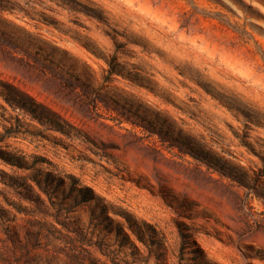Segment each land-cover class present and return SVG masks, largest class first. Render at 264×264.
Masks as SVG:
<instances>
[{
	"label": "rangeland",
	"instance_id": "rangeland-1",
	"mask_svg": "<svg viewBox=\"0 0 264 264\" xmlns=\"http://www.w3.org/2000/svg\"><path fill=\"white\" fill-rule=\"evenodd\" d=\"M0 264H264V0H0Z\"/></svg>",
	"mask_w": 264,
	"mask_h": 264
},
{
	"label": "trees",
	"instance_id": "trees-1",
	"mask_svg": "<svg viewBox=\"0 0 264 264\" xmlns=\"http://www.w3.org/2000/svg\"><path fill=\"white\" fill-rule=\"evenodd\" d=\"M224 174L231 176L233 178H235L234 175H232V173H230L229 171H225ZM29 188L31 189L30 191H32V187ZM71 190V197L73 199V201L75 203H79V202H84V201H89V200H99L100 198L96 195V193L93 191V189L89 186H75V185H71L70 187ZM37 201H39V203H42L43 200H41L40 197H37ZM70 210V209H68ZM101 212L102 213H106L107 212V207L105 205L101 206ZM125 218L126 221L128 223L129 228H131L136 235L144 240L143 238H145L146 234L151 235L150 233H155V229L148 225L147 223H139L138 221L134 220L131 218V216L127 213H125ZM110 223H108L109 225ZM145 227V229H144ZM124 225L122 222L118 221L117 222V233L118 234H123V240H127L129 241V235L124 231Z\"/></svg>",
	"mask_w": 264,
	"mask_h": 264
}]
</instances>
